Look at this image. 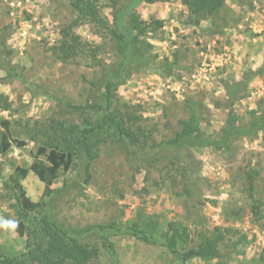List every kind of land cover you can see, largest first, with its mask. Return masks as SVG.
<instances>
[{
	"label": "rangeland",
	"instance_id": "374dc122",
	"mask_svg": "<svg viewBox=\"0 0 264 264\" xmlns=\"http://www.w3.org/2000/svg\"><path fill=\"white\" fill-rule=\"evenodd\" d=\"M110 0H101L102 11L112 19ZM246 1V2H245ZM249 1V2H248ZM227 0V12L238 22L229 26L213 27L203 21L201 27L187 22V8L182 0L143 2L138 12L143 19L164 20L161 31L165 40L151 39L153 54L161 61L168 56L177 58L178 65L171 70H156L154 66L140 68L124 77L118 86L117 104L122 112L142 115L140 123L151 131L152 138L160 141L174 135L179 120L186 115L187 106L197 102L203 113L202 125L207 134L214 135L225 123L228 101L223 81L229 77L243 80L244 74L264 68V0ZM74 13L67 0H0V38L3 50L12 63L19 65L25 77L42 85L55 96L75 104L93 102L100 94L98 81L102 67L84 61L59 62L50 47L63 37L64 25L71 23ZM223 24L218 20L217 24ZM207 27H213L211 31ZM83 39L94 45L103 44L100 58L112 63L115 58L108 43L88 23L74 28ZM6 73L0 69V94L13 102L11 111L0 109V135L2 121L11 123L10 150L0 152V245L15 253L26 251V237L14 226L17 215L11 190L4 184L19 167L29 168L34 161L37 144L24 133L25 123L44 120L58 115L59 104L48 95H34L19 79L4 81ZM230 80V79H229ZM231 81V80H230ZM264 106V69L249 83L246 95L234 107L241 118L247 112ZM79 119L78 117H76ZM17 121H21L19 123ZM24 140L19 147L15 141ZM129 154L126 148L112 142L100 146L93 163V179L84 183L82 168L70 170L52 184L58 192L48 199L54 216L67 225L84 227L89 224L117 222L125 226L141 211L160 221L165 227L170 221H179L192 230L188 245L197 244L193 223L212 229L233 226L238 233H229L221 244L223 259L228 264H264V218L255 220L247 192L244 191L245 169L255 167L260 175L256 180L257 195L264 211V138H240L232 148H193L189 151L191 165L171 166L169 159L160 161L145 158L148 155ZM198 190L188 198L184 191L185 176ZM69 185L63 186V179ZM185 178V179H184ZM27 195L39 201L45 184L29 171L22 180ZM194 185V186H195ZM181 193V194H179ZM230 207L241 210L238 220L227 219ZM191 215V219L187 216ZM230 216V215H229ZM192 217L197 221L193 222ZM204 225V226H203ZM245 234L243 240H239ZM117 261L103 248L101 240L91 239L100 249L99 256L90 264H179L171 252L160 243L150 244L128 234L111 237ZM234 242H238L235 244ZM205 264L193 259L189 264Z\"/></svg>",
	"mask_w": 264,
	"mask_h": 264
},
{
	"label": "trees",
	"instance_id": "16d2710c",
	"mask_svg": "<svg viewBox=\"0 0 264 264\" xmlns=\"http://www.w3.org/2000/svg\"><path fill=\"white\" fill-rule=\"evenodd\" d=\"M100 1L67 0L74 18L71 23L64 25L63 37L50 47L52 56L59 62L84 61L89 65L102 67L100 75L95 79V83L99 82L100 94L91 103L87 101L85 104H75L65 101L62 97L53 95L44 86L30 82L20 66L12 63L6 56L7 51L2 49L5 42L0 38V69L6 73L4 81L19 79L34 95L53 97L60 108L57 116L51 114L44 120L27 119L25 123L24 133L37 144L35 159L29 168L18 166L4 184L13 190V207L17 215L14 228L26 237V251L15 253L0 245V264H90L100 253L99 247L91 241L94 237L101 240L103 248L117 261L111 237L118 234H128L150 244L160 243L171 252L179 264H189L193 259H200L205 264H228L222 258L221 244L227 234L239 232L233 226H215L212 229L204 225L199 227L202 223L198 224L195 222L197 218L192 217L197 244L190 246L188 243L193 240L192 230L186 225L174 220L162 227L158 219L141 211L136 214V219L129 220L125 226L111 221L84 227L67 225L52 213L48 199L58 192L52 184L73 168H82L84 183L89 184L93 179V163L99 156L100 146L107 141L124 146L129 154L145 155V151H148L147 157L145 156L147 159L152 156L157 161L166 158L170 160L171 166H189V151L193 148L229 150L240 138H253L259 134L264 138V106L259 103L256 109L249 110L243 118L233 107L246 95L250 81L263 71L264 68H260L245 73L243 80L229 77L223 81L229 109L224 125L214 135L207 134L203 128V113L197 109L199 103L188 99L189 107L185 110L187 116L179 120V129L171 137L155 141L151 131L140 123L142 115H135L131 111L122 112L116 104L118 86L133 70L154 66V69L162 72L178 65L177 58L170 61L166 56L159 61L158 55L152 52L155 46L151 39L165 40L161 31L164 20L154 17L146 20L138 12V7L143 2L155 3L159 0H110L112 19L104 14ZM182 3L187 8L186 24L201 27L203 21L209 20L213 27H220L223 31L224 27L238 22L232 17V12H225L227 0H182ZM218 20H222L223 24L218 25ZM83 23L90 24L94 33L108 40L107 44L111 46L115 58L112 63H106L99 57L103 44L94 45L74 31L76 26ZM212 28L207 27V30L211 31ZM12 106L10 97L0 94V109L11 111ZM2 124L4 130L0 135V152L6 154L13 144L10 138L11 123L3 120ZM25 142L19 140L15 141V144L23 147ZM30 170L45 184L39 201H33L22 184ZM182 175L187 178H184V191L190 198L198 188L188 180L191 179L188 170L183 171ZM259 175V169L250 166L243 172L244 191L247 192L255 220L260 222L264 218V211L256 189ZM68 185L69 179L65 177L63 186ZM230 210L227 219L238 220L243 216V209L230 207ZM187 218L191 219V215L188 214ZM244 238L245 234L241 235L239 240ZM261 261H264V255ZM254 262L256 261L251 260L244 264Z\"/></svg>",
	"mask_w": 264,
	"mask_h": 264
}]
</instances>
